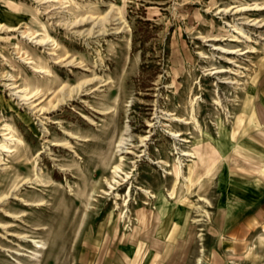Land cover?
I'll return each mask as SVG.
<instances>
[{"label": "rangeland", "instance_id": "rangeland-1", "mask_svg": "<svg viewBox=\"0 0 264 264\" xmlns=\"http://www.w3.org/2000/svg\"><path fill=\"white\" fill-rule=\"evenodd\" d=\"M263 65L264 0H0V264H94L159 194L202 233Z\"/></svg>", "mask_w": 264, "mask_h": 264}, {"label": "crops", "instance_id": "crops-1", "mask_svg": "<svg viewBox=\"0 0 264 264\" xmlns=\"http://www.w3.org/2000/svg\"><path fill=\"white\" fill-rule=\"evenodd\" d=\"M211 145L218 160L208 172L212 205L202 233L191 227L185 198L159 194L133 209L130 231L109 232L94 264H194L198 257L204 264H264V65Z\"/></svg>", "mask_w": 264, "mask_h": 264}, {"label": "bare ground", "instance_id": "bare-ground-1", "mask_svg": "<svg viewBox=\"0 0 264 264\" xmlns=\"http://www.w3.org/2000/svg\"><path fill=\"white\" fill-rule=\"evenodd\" d=\"M257 9H259V8H257ZM262 9V8H261ZM260 9V10H261ZM240 11L242 10V9H239ZM244 10V9H243ZM246 10V9H245ZM244 12V11H243ZM246 12V11H245ZM244 30H242V29H240V28H236L235 29V33H241L242 35H245V33L243 32ZM91 34V33H90ZM30 37L32 36L31 34H28ZM49 37V36H48ZM35 38V37H34ZM46 38V37H45ZM44 37L42 38V39H39L38 40V43H41V44H45L46 43V41L48 40H46ZM248 38V41H252L251 39H250V37H247ZM30 39V38H29ZM238 39H239V37H237V36H233V39H232V41H238ZM32 40V39H31ZM43 46V45H42ZM222 48V47H221ZM224 52H226V53H228V54H236L235 52L236 51H225L224 50ZM238 53V52H237ZM29 63V62H28ZM30 63H32V61L30 62ZM35 63V62H34ZM33 66H34V64H33ZM36 70V69H35ZM34 70V71H35ZM40 70V69H39ZM49 72V71H48ZM38 73V72H37ZM40 73V72H39ZM43 73H44V70H43ZM21 97L22 98H26V97H28L27 95H21ZM188 124H189V122H187ZM9 128H10V126H9ZM12 131V130H11ZM10 132V131H9ZM15 135V134H14ZM177 135H178V133H177ZM5 136V135H4ZM7 136H9V134H7ZM181 136V135H180ZM179 136V137H180ZM17 138V137H16ZM124 139V138H123ZM122 139V140H123ZM6 142H15L16 143V141H17V139H15L14 138V136H11V137H7L6 139ZM20 140V139H19ZM4 143V144H2L1 145V148L5 151V152H8L9 151V148H8V144L7 143ZM125 142V141H124ZM120 144H123V142L122 143H120ZM121 150H122V148H121ZM123 151V150H122ZM2 153H4V152H2ZM11 153V152H10ZM121 153V152H120ZM190 154V153H189ZM115 174H116V176H120V174L122 175V169H121V167L119 166V167H117L116 168V170H115ZM145 191V190H144ZM17 199V198H16ZM25 203V202H24ZM26 206H32V204L29 202V203H27L26 202V204H25ZM31 242H33V241H31ZM37 247H42V246H39V245H37ZM36 256H38V254H35Z\"/></svg>", "mask_w": 264, "mask_h": 264}]
</instances>
